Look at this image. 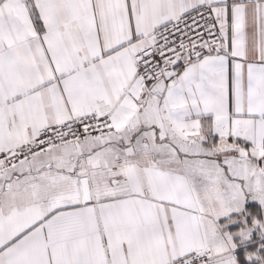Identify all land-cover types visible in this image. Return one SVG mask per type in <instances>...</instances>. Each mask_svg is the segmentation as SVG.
<instances>
[{"label": "snow or ice", "instance_id": "obj_1", "mask_svg": "<svg viewBox=\"0 0 264 264\" xmlns=\"http://www.w3.org/2000/svg\"><path fill=\"white\" fill-rule=\"evenodd\" d=\"M0 264H264V0H0Z\"/></svg>", "mask_w": 264, "mask_h": 264}]
</instances>
